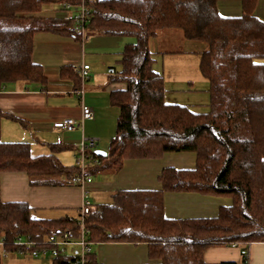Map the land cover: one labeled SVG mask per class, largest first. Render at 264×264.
<instances>
[{"label":"trees","instance_id":"obj_1","mask_svg":"<svg viewBox=\"0 0 264 264\" xmlns=\"http://www.w3.org/2000/svg\"><path fill=\"white\" fill-rule=\"evenodd\" d=\"M71 0H0V91L9 82L47 84L42 65L33 61L34 37L51 32L79 38L68 16H41L46 5L62 8ZM219 0H88L90 32L133 36L121 53L122 69L110 82L125 87L110 92L118 107L116 132L108 154L89 169L118 170L127 157L159 158L167 152H195L194 168L165 167L161 190H125L114 201L92 204L87 216L89 238L97 242H146L152 262L207 264L213 245L248 247L264 241V20L257 0H241L242 14L223 16ZM180 29L187 40L203 43L200 70L208 79L209 109L170 101L164 75L154 69L149 40L163 29ZM62 76H77L74 66ZM80 84V83H79ZM78 84V85H79ZM33 156L27 142L0 141V177L5 171H26L32 182H64L78 172L56 153ZM56 178H59L57 180ZM51 180V181H47ZM61 179V180H60ZM197 191L232 198L211 218L168 219L164 191ZM76 217L35 215L22 201L0 203V236L6 250L19 237L44 240L56 231L76 230ZM50 264H72L66 256L47 257ZM248 259L243 257V264ZM88 264H101L91 256ZM237 264V263H229Z\"/></svg>","mask_w":264,"mask_h":264},{"label":"crops","instance_id":"obj_2","mask_svg":"<svg viewBox=\"0 0 264 264\" xmlns=\"http://www.w3.org/2000/svg\"><path fill=\"white\" fill-rule=\"evenodd\" d=\"M217 6L223 16L238 17L242 14L241 0H219ZM43 11L55 14L49 9ZM255 14L264 20V0H257ZM39 15L54 16L43 15V12ZM174 30H167L166 35H161L163 33L161 30L156 36L159 40L158 43L154 39L156 37L153 38L152 45L156 44V52L163 54L162 56L195 52L201 57L204 47L202 49L196 47V49L187 51L181 47L187 42H197L187 40L182 33V36L178 38L179 45L177 47L169 45L167 48H163V42L168 43L167 40H173V35L177 33ZM83 43L82 39L63 34L43 32L35 35L33 61L42 65L47 76V84L43 86L40 82L19 80L7 83L0 91V141L27 142L33 156L52 154L53 144L57 143L66 146L65 149L73 150L76 156L78 153L76 144H79L84 136L94 135L92 137L98 139V145L106 144V147L104 145L99 147L109 150V137L104 140L98 133V121L100 120L98 108L90 99L88 102L87 97L83 99V102L86 100L94 110L93 119L85 120L82 128L73 130L58 128L54 125L55 122L65 118L81 119L82 100L73 92L81 80L78 75L62 76L61 69L63 66L70 65L74 66L78 72L83 64H88L84 57L87 43L85 45ZM111 68L112 73L114 68ZM161 73L164 75L163 72ZM90 76L89 71V79ZM97 85L93 84V80L89 84L85 83L86 92L91 91L88 89H96ZM106 87H108L110 95L112 90L124 88L125 83L110 82L109 74ZM170 101L186 104L195 109L210 108L209 104L205 108H198L175 99ZM76 130H79L78 134L73 135L72 133ZM63 131L72 133L68 137L67 132L60 133ZM112 137L110 138L112 139ZM56 157L65 166L71 167L75 164L74 158L68 151H59L56 153ZM196 161V153L189 151L167 152L159 158L127 157L118 170H99L92 175V181L85 186L69 182L68 177L63 176L65 174L59 177L65 179V182L60 179L61 182L36 184L32 182L31 176L26 171H5L0 177V203L26 202L39 217H77L85 200H90L92 204H106L113 202L114 194L120 191L161 190L160 176L165 167L194 168ZM59 178L56 179L59 180ZM47 181L51 180L47 179ZM163 194V210L168 219L211 218L219 214L222 206H229L232 203L231 197L197 191L167 190ZM246 249L248 251L247 264H264V241L253 242ZM240 250L241 247L237 245H213L205 251V261L207 264H243ZM148 251L149 247L146 242L93 241V258L101 264L150 263L152 260ZM19 257L22 258V256ZM24 258L27 260L23 264H50L51 262L44 263L34 258Z\"/></svg>","mask_w":264,"mask_h":264},{"label":"rangeland","instance_id":"obj_3","mask_svg":"<svg viewBox=\"0 0 264 264\" xmlns=\"http://www.w3.org/2000/svg\"><path fill=\"white\" fill-rule=\"evenodd\" d=\"M45 9L51 10L55 14L48 13L43 11ZM43 15H54V16H68L69 13L65 10L57 9V6L54 4L46 5L43 7ZM167 30L163 29L161 35H166ZM174 30V29H172ZM175 33L173 40H167L168 43L163 42L162 47L167 48L177 47L179 45V37H181L180 29L174 30ZM160 33V32H159ZM180 33V34H178ZM133 36H118V35H103L96 32H90L88 39L84 40V45L86 44V50L84 57L86 62L91 67L90 69V79L86 80V84H89L93 80V84H98L96 89H88L91 91L86 92L82 96L83 99L88 98V102L91 100L98 108L100 120L98 121V133L102 135L104 140L108 139L110 142V137L116 132V124L118 117V107L111 103L109 89L106 87V84L109 81V74H111V67L117 71L122 69L121 62V53L127 44V42L134 41ZM158 43V38H154ZM153 38L149 40L150 50L153 52L154 60V69L164 73V84L167 88L166 96L171 100H177L181 103H187L194 105L198 108H205L210 102V94L208 91L209 83L208 79L202 74L199 68V54L186 52L182 54H169L162 56L163 54L156 52V44H153ZM127 41V42H126ZM187 42V41H186ZM205 45L203 43L194 42V43H185L181 47L184 50L190 49H202ZM93 65V68H92ZM113 71V70H112ZM88 93V94H87ZM90 99V100H89ZM84 101L87 105L90 104ZM91 107V106H90ZM90 125V124H89ZM79 130L74 131H63L60 132L64 134L67 132L68 137L70 133L77 135ZM94 136V135H92ZM90 136V137H92ZM66 137V136H65ZM77 145V144H76ZM106 144H99L98 139L96 145L93 147V150L100 149L105 151L106 149L100 148L99 146ZM108 150V149H107ZM106 150V151H107ZM68 151L71 157L74 158V163L76 161V156L73 150L67 148L63 149L60 152ZM74 153V154H73ZM6 253V255H5ZM27 259L24 257H19L18 254L13 250H6L5 247L0 244V264H23ZM44 263H49L50 258H41L37 259Z\"/></svg>","mask_w":264,"mask_h":264},{"label":"built area","instance_id":"obj_4","mask_svg":"<svg viewBox=\"0 0 264 264\" xmlns=\"http://www.w3.org/2000/svg\"><path fill=\"white\" fill-rule=\"evenodd\" d=\"M88 0H71L62 4L63 10L69 13L75 21L74 30L80 36V40L88 39L90 31L88 23L91 20L92 12L88 5ZM90 66L83 64L79 68L80 84L73 90L80 99L85 90V81L89 78ZM81 119L65 118L55 122V127L73 130L82 128L84 121L94 118V110L82 101ZM97 143V138L84 136L82 141L76 145L78 153L76 154L75 166L78 169L76 174L68 177V181L73 184L85 186L92 181V175L89 172L91 167L100 164L99 158L93 147ZM92 203L85 200L79 214L76 217L78 228L76 230L67 229L65 231H56L48 235L44 240L36 241L30 237H19L16 241L15 251L18 256L41 259L47 257H56L59 255L72 257V264H88L93 255V241L89 238V229L87 227V216L91 212ZM0 244L5 246V241L0 236ZM235 245V244H234ZM241 255L248 258L246 248H241ZM6 255V253H5Z\"/></svg>","mask_w":264,"mask_h":264},{"label":"water","instance_id":"obj_5","mask_svg":"<svg viewBox=\"0 0 264 264\" xmlns=\"http://www.w3.org/2000/svg\"><path fill=\"white\" fill-rule=\"evenodd\" d=\"M95 153L100 156H106L108 154V152L99 149H96Z\"/></svg>","mask_w":264,"mask_h":264}]
</instances>
